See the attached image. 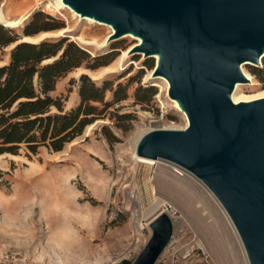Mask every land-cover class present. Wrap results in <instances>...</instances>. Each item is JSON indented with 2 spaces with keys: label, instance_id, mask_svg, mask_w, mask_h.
<instances>
[{
  "label": "rangeland",
  "instance_id": "374dc122",
  "mask_svg": "<svg viewBox=\"0 0 264 264\" xmlns=\"http://www.w3.org/2000/svg\"><path fill=\"white\" fill-rule=\"evenodd\" d=\"M0 10V23L14 30L19 42L66 37L62 47L72 42L88 54L80 66L58 77L50 92L63 112L80 103L83 74L101 89L91 102L95 120L62 150L40 147L36 154L20 149L17 155H0V264H53L57 259L131 264L150 236L146 216L157 199L166 201V213L182 220L179 226L174 222L175 233L155 264H238L215 203L193 173L183 169L193 178L191 184L172 183V194L156 193V199L144 188L145 171L133 152L138 136L154 128L184 129L188 123L168 95V81L152 76L156 59L140 52L125 57L136 39H109L108 26L57 8L55 0H0ZM39 11L51 17L46 29L24 37V27ZM14 45L0 50V65ZM245 67L254 84L241 83L238 96L263 97L264 57L261 65ZM64 233L71 234L70 242L61 240Z\"/></svg>",
  "mask_w": 264,
  "mask_h": 264
},
{
  "label": "water",
  "instance_id": "95a60500",
  "mask_svg": "<svg viewBox=\"0 0 264 264\" xmlns=\"http://www.w3.org/2000/svg\"><path fill=\"white\" fill-rule=\"evenodd\" d=\"M62 1L109 24V39L140 38L130 53L158 55L152 75L168 81L188 125L146 132L137 154L193 173L229 214L249 264H264V96L232 99L235 85L248 81L241 64L264 56V0ZM149 225L131 264H155L175 233L165 212Z\"/></svg>",
  "mask_w": 264,
  "mask_h": 264
},
{
  "label": "trees",
  "instance_id": "16d2710c",
  "mask_svg": "<svg viewBox=\"0 0 264 264\" xmlns=\"http://www.w3.org/2000/svg\"><path fill=\"white\" fill-rule=\"evenodd\" d=\"M48 19L51 17L41 11L31 15L23 36L30 38L46 29ZM19 39L14 30L0 23V50L15 43L9 60L0 65V155H17L20 149L36 154L40 147L60 151L95 120L96 106L91 102L98 100L101 89L83 74L80 103L63 112L61 103L50 92L57 78L80 66L88 54L72 42L62 47L66 37L38 42ZM59 52L52 62L42 64ZM52 107L58 112H51Z\"/></svg>",
  "mask_w": 264,
  "mask_h": 264
},
{
  "label": "bare ground",
  "instance_id": "6f19581e",
  "mask_svg": "<svg viewBox=\"0 0 264 264\" xmlns=\"http://www.w3.org/2000/svg\"><path fill=\"white\" fill-rule=\"evenodd\" d=\"M55 7H57V8H67L71 12H73L74 14H77V15L79 14V13L75 12L70 6H68L67 4L63 3L62 0H55ZM81 17L85 18V20H88V22L90 24H94V25L95 24H98V25H103L104 24V25L108 26L110 28V36L113 33V31H114L113 28L107 23L100 22V21L95 20L94 18H91V17H88V16H81ZM1 20L3 21V13L0 10V21ZM125 36L132 37V38L136 39L138 41V43L140 42V38H138L136 36H133L132 34H125ZM129 55H130V52L128 51L125 54V57H128ZM143 57H145V56H143ZM152 57L156 59V63H157L158 55L155 54ZM263 57L264 56H262L260 58V63H259L260 65H261V61H262ZM247 64H251V63L250 62H243L241 64V69H242L243 73L245 74V76L248 78L247 82L250 81L251 84H254V82H252V78H251L250 74H248V72L246 71V67L245 66ZM240 84L241 83H237L235 85V87H234L233 92H232V99H233V101L235 103H238L240 101H249V99H241L238 96V93L241 91ZM172 101L175 104V107L177 108V110H179L182 114L185 115V113L180 109L177 101L176 100H172ZM185 117H186V115H185ZM187 125H188V123H187ZM145 133L146 132H144V133H142V134H140L138 136L137 140L135 141L134 147H133V152H134V159L136 160V162H138L139 166L141 168H143V170L145 171L144 188H145L147 194L151 195L152 198H154V195L156 193H158V195H161L162 193H164V194L171 193L172 194V191H174L173 190L174 188H172V186H171L172 183H176V184L183 185V186H187V185L191 184V181H192L193 178L190 175H188V173H187L188 171L187 170H186L187 172L184 171L185 168L180 167V168H182V169H180V168H175V167L170 166V165H164L160 161V160H162L161 158L154 159V158H149V157H145V156H141V155L137 154L138 142H139L140 138ZM207 191H209V193H210L209 196H210V198L212 200V203L213 204L215 203V207H216V209H217V211L219 213L221 223H222L223 228H224V230H225V232H226V234H227V236L229 238V241H230V244L232 246V249H233V252L235 254V257H236V259L237 258L239 259L238 264L239 263L240 264H249L248 258H247V255H246V251H245L244 246H243V243L241 241V238H240V236L238 234V231H237L232 219L230 218L229 214L227 213L225 208L222 206V204L219 202V200L216 198V196L208 188H207ZM154 199H156V198H154ZM165 204H166V201L164 199H157L155 201L154 205L151 206V209H150V211L148 212V214L146 216V222H145L146 226H148L149 229H150V225L149 224L158 215H160L163 212L166 213V211L164 209V205ZM168 216L171 218V221L173 223L174 222L176 223V225L179 226L181 224V220H182L181 217H174L171 214H168ZM150 232H151V229H150ZM208 243H210V242H208ZM207 247H208V245H207ZM209 249H211L210 251L213 250V253H214V249H213L211 244L209 245Z\"/></svg>",
  "mask_w": 264,
  "mask_h": 264
},
{
  "label": "clouds",
  "instance_id": "9594fccd",
  "mask_svg": "<svg viewBox=\"0 0 264 264\" xmlns=\"http://www.w3.org/2000/svg\"><path fill=\"white\" fill-rule=\"evenodd\" d=\"M97 215V219H96V223L99 224V212L96 214ZM93 237H89V239H92ZM61 240H63L64 242H70L71 241V234L70 233H64L61 236ZM73 254L74 255H79V251L77 249H73ZM53 264H66V262L63 259H57L54 260ZM89 264H98V262H96L95 260L90 261Z\"/></svg>",
  "mask_w": 264,
  "mask_h": 264
}]
</instances>
